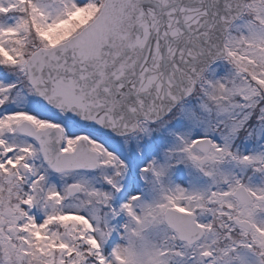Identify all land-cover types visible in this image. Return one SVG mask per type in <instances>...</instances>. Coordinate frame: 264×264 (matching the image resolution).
I'll return each instance as SVG.
<instances>
[{"label": "snow or ice", "instance_id": "6c2138e0", "mask_svg": "<svg viewBox=\"0 0 264 264\" xmlns=\"http://www.w3.org/2000/svg\"><path fill=\"white\" fill-rule=\"evenodd\" d=\"M0 264H264V0H0Z\"/></svg>", "mask_w": 264, "mask_h": 264}]
</instances>
